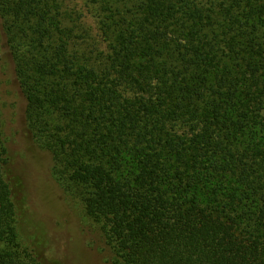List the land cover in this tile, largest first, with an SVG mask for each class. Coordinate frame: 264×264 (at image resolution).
<instances>
[{
	"label": "trees",
	"instance_id": "1",
	"mask_svg": "<svg viewBox=\"0 0 264 264\" xmlns=\"http://www.w3.org/2000/svg\"><path fill=\"white\" fill-rule=\"evenodd\" d=\"M90 1L113 41L108 87L67 53L54 0L0 13L29 128L67 151L114 264H264V0ZM175 120L194 137L165 138ZM15 188L0 117V264H58L24 232Z\"/></svg>",
	"mask_w": 264,
	"mask_h": 264
},
{
	"label": "rangeland",
	"instance_id": "2",
	"mask_svg": "<svg viewBox=\"0 0 264 264\" xmlns=\"http://www.w3.org/2000/svg\"><path fill=\"white\" fill-rule=\"evenodd\" d=\"M49 1L52 4L53 0H46V3ZM54 1L58 8L52 12L58 15L66 32L64 35L60 33L59 39L67 46V53L75 56L76 63L93 67L99 74L101 85L106 87V75L111 72L109 55L113 41L104 34L102 21L105 13L100 3ZM8 40L0 13V117L3 138L12 155L15 197L19 205L17 214L23 221L24 232L42 237L58 264H114L113 251L100 224L84 208V187L71 178L74 166L56 159L64 160L67 151L63 153L61 146L55 150L42 146L29 128L27 100L16 77ZM114 94L119 101H131L136 97L134 91L123 87H118ZM59 124L65 126L63 122ZM162 131L165 138L175 141L180 138L189 140L196 133L193 124L187 120H175L174 124L168 121ZM139 133L140 129L134 128L130 135V143L141 150L134 154L135 158L142 154ZM65 137L66 132L59 131L51 139L71 140V136L69 139ZM163 156L167 159L165 151Z\"/></svg>",
	"mask_w": 264,
	"mask_h": 264
}]
</instances>
